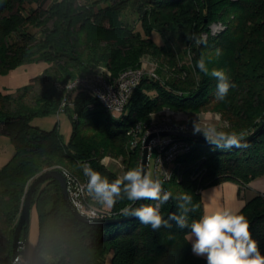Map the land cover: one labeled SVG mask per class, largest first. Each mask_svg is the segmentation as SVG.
<instances>
[{"label": "trees", "instance_id": "obj_1", "mask_svg": "<svg viewBox=\"0 0 264 264\" xmlns=\"http://www.w3.org/2000/svg\"><path fill=\"white\" fill-rule=\"evenodd\" d=\"M44 1L0 0V74L34 61L46 64L25 84L0 91V133L14 145L0 169V259L11 264L13 231L30 179L46 169L65 168L87 182L85 162L110 182L141 168V148L127 147V130L164 107L219 113L226 125L215 132L235 133L247 145L221 149L209 140L186 138L191 147L180 157L181 180H160L172 195L161 207L165 219L179 214L181 194L192 197L194 210L186 214L191 224L202 216V188L225 179L241 187L264 175V0H50L43 6ZM218 22L223 29L212 33L211 25ZM196 39L203 43L198 46ZM145 53L158 58L170 75L160 69L156 79L143 75L116 119L86 91L71 97L55 85L100 68L116 77L139 66ZM200 58L209 73L224 70L234 85L224 100L216 99L218 81L196 66ZM64 96L72 104L63 107L73 127L67 143L57 125L43 129L30 123L57 112ZM106 155L121 158L122 175L102 163ZM196 166L203 173L193 179ZM31 205L38 235L29 264H206L192 253L185 238L189 229L174 220L170 228L154 231L135 217L101 224L78 219L54 178L37 186ZM98 206L115 212L107 217L122 218L125 207H139L140 201L123 197L111 209ZM238 211L250 222L264 255V194ZM27 227L22 226V239Z\"/></svg>", "mask_w": 264, "mask_h": 264}, {"label": "clouds", "instance_id": "obj_2", "mask_svg": "<svg viewBox=\"0 0 264 264\" xmlns=\"http://www.w3.org/2000/svg\"><path fill=\"white\" fill-rule=\"evenodd\" d=\"M195 43L199 46L203 41L196 39ZM196 66L218 81L216 99L224 100L229 89L234 87L225 71L213 69L209 73L204 58H200ZM194 131L202 132L210 143L221 149L247 146L241 143L242 138L235 133L215 132L213 129V134L209 135L208 130L199 128L197 124ZM85 175L87 182L83 191L104 208L111 209L117 199L123 197L133 204L137 201H153L154 203H141L139 207H125L122 214L137 218L141 224L150 225L154 231L162 227L170 228V221L173 220L177 227L188 228L189 232L185 238L191 244L192 253L204 258L206 264H264V255L261 254L258 242L252 236L250 222L238 210L218 209L205 213L198 220L188 224L186 214L194 210L189 208L192 197L181 194L176 197L179 214H170L165 219L161 214V207L172 198V195L163 190L159 179L152 178L142 168L129 169L111 182L91 168L85 169Z\"/></svg>", "mask_w": 264, "mask_h": 264}, {"label": "built area", "instance_id": "obj_3", "mask_svg": "<svg viewBox=\"0 0 264 264\" xmlns=\"http://www.w3.org/2000/svg\"><path fill=\"white\" fill-rule=\"evenodd\" d=\"M223 29V25L213 23L211 25L212 33L219 32ZM155 76L154 68L147 67L144 61L137 67H130L122 70L115 78L110 79L101 72H94L86 75L77 76L66 83H56L58 90L65 91L72 97L78 90L86 91L96 97L103 107L111 114H121L125 104L131 96L134 88L139 83L143 75ZM71 102L66 96L63 97L60 109ZM75 116V115H74ZM197 124L199 128V120H189L187 117H175L171 110L162 108L158 111L150 113V119L147 123L136 121L128 130L129 135L127 147L141 148L145 137L150 133L155 135L148 142L147 163L152 160V178L159 180H169L175 176L181 180V159L180 157L190 150V143L181 136L171 134H160L162 131L181 130L194 133V126ZM202 129V128H201ZM109 160L117 161L115 158L108 156ZM107 161L103 160V163ZM90 168L88 162L83 164V170ZM194 167L191 177L197 179L201 177L202 170ZM67 179V188L70 198L76 208L83 214L89 217H107L114 214V211H109L98 206L97 202L83 191L85 181L80 180L75 175L63 170ZM164 191L168 192L165 188ZM264 194V193H262ZM122 210H120L121 212ZM29 260H23V264H27ZM0 264H7L0 259Z\"/></svg>", "mask_w": 264, "mask_h": 264}, {"label": "rangeland", "instance_id": "obj_4", "mask_svg": "<svg viewBox=\"0 0 264 264\" xmlns=\"http://www.w3.org/2000/svg\"><path fill=\"white\" fill-rule=\"evenodd\" d=\"M49 1L50 0H45L43 2V6ZM153 36L156 41L161 40L158 34H154ZM142 61H144L147 67L149 66L154 68L155 76H152L153 78L156 79L159 76H162L160 75V71L166 73V75L167 74L170 75V72L168 71L169 68L162 67L159 59L153 56L152 54L150 53L143 54L140 57L139 65L142 64ZM45 65L46 64L43 61H34L19 65L9 70L7 73L0 74V91L13 90L16 87L25 84L32 77L40 73ZM158 69H160V71ZM100 71L105 72L106 77L110 79L115 78L105 68H100L99 72ZM70 107H72V104H70ZM164 108L171 110L175 117H187L189 120L198 119L200 127L204 130H208L209 135L213 134L212 132L213 129L216 131L219 128L226 125V122L223 119H221L219 113L210 110L201 111L199 113H190L183 110H173L168 107H164ZM112 117L116 119L117 117H119V114H112ZM30 123L32 126H38L43 129H51L54 125H57V130L63 143L68 142L73 131V127L68 112L65 111L63 108L59 109L55 113L36 116L31 120ZM13 152H14V145L11 142L10 137L6 133H0V169L11 158ZM108 156L109 155L104 156L101 159V161H103L105 157L108 158ZM115 159H117V161L116 160L112 161L109 159L104 160L107 161L104 164L107 165L110 169L116 171L119 175H122L124 164L120 157ZM60 170L63 171L66 169L62 168ZM147 174H150L152 176V160L148 161L147 163ZM31 181L32 179H30L29 182Z\"/></svg>", "mask_w": 264, "mask_h": 264}, {"label": "water", "instance_id": "obj_5", "mask_svg": "<svg viewBox=\"0 0 264 264\" xmlns=\"http://www.w3.org/2000/svg\"><path fill=\"white\" fill-rule=\"evenodd\" d=\"M264 124V123H262ZM160 134H171L176 136H181L184 138H200L203 140H208L204 134L188 132V131H181V130H172V131H162ZM155 135V133H150L147 135L143 141L142 145V154H141V168L145 173H147V151H148V142L149 140ZM47 178H54L60 186L62 197L70 209L72 214L77 217L78 219L89 222L92 224H101L107 223L111 221H117L120 219L131 218L133 216L127 217H89L83 213H81L76 206L73 204L69 191L67 188V179L64 172L58 168H51L44 170L37 174L32 181L29 183V186L24 194L22 199V204L20 208V212L14 227L12 242H11V255H10V262L11 264H23V260L26 259L27 251H26V243L27 239H22L21 237V230L23 224H29L30 221V210H31V197L32 192L37 188V186ZM144 203V201H140V204Z\"/></svg>", "mask_w": 264, "mask_h": 264}, {"label": "crops", "instance_id": "obj_6", "mask_svg": "<svg viewBox=\"0 0 264 264\" xmlns=\"http://www.w3.org/2000/svg\"><path fill=\"white\" fill-rule=\"evenodd\" d=\"M264 193V175L256 176L241 186L234 179H225L202 188V215L222 208L239 210L245 202L255 195ZM38 219L35 207L31 205L30 221L26 232V258L31 259L33 248L37 241ZM29 262L27 264H29Z\"/></svg>", "mask_w": 264, "mask_h": 264}]
</instances>
